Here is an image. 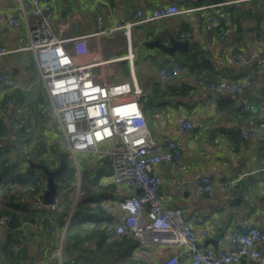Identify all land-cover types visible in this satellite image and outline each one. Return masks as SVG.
<instances>
[{
    "label": "crops",
    "instance_id": "obj_1",
    "mask_svg": "<svg viewBox=\"0 0 264 264\" xmlns=\"http://www.w3.org/2000/svg\"><path fill=\"white\" fill-rule=\"evenodd\" d=\"M49 1L53 7L52 31L54 35L65 38L90 35L123 24L133 18L137 8L161 7L170 3L181 8H193L213 2L223 3L217 8L194 10L135 25L130 28L129 37L123 29L91 35L88 44L91 49L99 50L102 59L120 57L129 52L131 67L126 60H121L98 67L96 72L111 81L130 79L132 75L143 91V112L153 138L159 141L179 138L182 142L177 166L172 167L166 163L157 166L163 178L160 186L163 206L196 213L201 220H195L192 226L198 233L206 229L207 233L201 242L214 250L225 249L231 232L244 230L246 223L258 226L264 233V173L257 170L260 159L264 157V131L249 134L246 138L239 132L264 120V99L260 100L258 94L264 70V20L238 16L237 11L232 14L229 10L234 6L241 9L250 7L254 11L264 10V0ZM216 14L219 17L216 23L206 17ZM12 16L21 19L20 26L9 23ZM36 19L19 8L18 0H0V47L9 50L0 53V73L8 74L20 85L0 96V121L6 128L4 136L0 137V148H7L10 162L17 165L16 171L22 175L29 173L26 159L38 163L43 160L49 169L55 170L60 166L62 158L58 150L59 129L57 127L56 131L53 128L55 122L47 121L40 114V108L47 103V95L39 76L34 51L29 48L26 28V24L31 25ZM225 28H230L231 33L220 38ZM254 29L257 30L256 36L252 34ZM186 32L191 33V38L180 39V34ZM170 39L186 41V50L167 52L157 45L143 44L158 41L168 46ZM69 45L67 42L66 46ZM233 50L250 53L252 59L248 62H232L230 53ZM190 59L198 65L199 74L213 81L235 82L239 89L232 93H217V103L214 105L211 102V91L196 83L197 72H190L180 66V73L174 79L165 80L161 77L160 69H171L179 61ZM6 96L13 98V104L3 107L2 102ZM15 106H20L22 112L14 126L9 118ZM184 120L190 121L195 130L180 135V125ZM24 131L28 133L27 138L21 134ZM213 131L216 135L213 143H209L205 137ZM47 142L49 146L45 152L42 145ZM103 146L109 148L111 144ZM65 160L75 170L76 182L80 180L82 171L88 172L90 176L98 173V183L107 193L103 201L105 209L112 200L133 192L124 185L112 184L111 158L108 153L99 156L80 154L76 158L78 168L72 157H65ZM197 171L214 180L212 195L199 196L193 193L191 179ZM28 201L31 199L28 198ZM61 224L51 222L54 233L50 242H47L45 235L39 236L42 227L38 223H23L21 228L26 232L28 243L24 254L28 255L19 257L21 259L16 264H48L53 247L59 241ZM5 228V222L0 220V247L5 241ZM94 240H88L87 244L84 241L81 245L94 248ZM104 244L103 250L110 251L107 256L102 255V261L96 255L97 251L102 253L97 246L94 248L95 254H91L97 264H130L131 261L135 264V241L133 246L125 243L105 248ZM259 248L264 251V242L259 244ZM175 250L173 247H151L149 257L160 264ZM67 254V251L63 254L64 260ZM29 256L35 259L30 260ZM189 263L190 256L183 253L177 264ZM237 264L245 263L241 260Z\"/></svg>",
    "mask_w": 264,
    "mask_h": 264
},
{
    "label": "built area",
    "instance_id": "obj_2",
    "mask_svg": "<svg viewBox=\"0 0 264 264\" xmlns=\"http://www.w3.org/2000/svg\"><path fill=\"white\" fill-rule=\"evenodd\" d=\"M18 3L23 12L27 11L37 18L33 24H26L29 48L34 51L39 76L47 95V103L40 108V114L47 121L52 120L57 125L60 132L59 152L63 157H72L76 168V158L80 154L99 156L108 153L111 158L112 184L124 185L133 190L132 193L106 205V211L111 218L103 222V227L113 238L130 236L134 239L137 255L135 264H156L149 257L151 247L176 249L160 264H177L183 253L190 256L189 264H237L241 260H244L245 264H264V251L259 248V244L264 242V233L258 226L246 223L244 230H233L227 247L214 250L201 242V238L207 233L206 229L203 228L198 233L192 226L195 220H201L196 213L163 206L160 196L163 178L157 166L164 163L172 167L177 166L182 153V142L179 138H168L165 141L153 138L143 112V91L132 75L130 79L111 81L96 72L98 67L121 60H126L131 67L132 58L129 52L120 57L102 59L99 50L91 49L88 44V37L91 35L123 29L129 37L130 28L135 25L194 10L217 8L223 3L213 2L193 8H181L174 3L147 9L137 8L133 18L123 24L90 35L70 38L54 35L51 28L53 7L49 0H18ZM206 17L215 23L219 20L217 14ZM9 23L20 26L21 19L12 16ZM230 33L231 29L225 28L220 38L227 37ZM252 34L256 36L257 30L254 29ZM190 38V32L180 34V39ZM67 42L70 43L69 46H66ZM7 52L9 50L0 47V53ZM251 59L250 53L239 50L230 53V60L235 63L248 62ZM179 73L180 66L177 64L171 69H160V75L165 80L174 79ZM195 81L211 91V102L214 105L217 103V93H232L239 89L235 82L213 81L206 76L196 75ZM0 85V96L20 86L6 73H0ZM12 104L13 98L4 97L3 107ZM215 109H218L217 106ZM21 112L22 108L15 106L9 118L12 125H17V117ZM194 130L195 126L188 120H184L180 125V135ZM259 131H264V120L248 129L239 130L243 138ZM21 134L24 138L28 137L25 131ZM215 135L214 131L207 133L206 141L213 143ZM108 143L111 146L104 148L103 145ZM48 146L49 142L42 145V149L46 152ZM6 165L9 166V163ZM257 170L264 173V157L260 159ZM34 176L38 177L37 173ZM15 187L14 183L1 185L0 193ZM75 187L77 191L74 199H77L80 193L79 179ZM191 187L195 195L209 196L214 191V180L197 171L192 176ZM26 195L37 208L35 220L42 218V211H56L61 208L56 196L51 204H45L42 194L26 190ZM75 201L64 217L59 228V241L48 258L54 264H63L65 234ZM0 220L6 223L8 217ZM21 229L19 241L23 242L26 232ZM44 229L45 240L50 242L54 230L48 223L44 224Z\"/></svg>",
    "mask_w": 264,
    "mask_h": 264
},
{
    "label": "trees",
    "instance_id": "obj_3",
    "mask_svg": "<svg viewBox=\"0 0 264 264\" xmlns=\"http://www.w3.org/2000/svg\"><path fill=\"white\" fill-rule=\"evenodd\" d=\"M229 10L232 11V14L233 11H237L238 16L254 17L258 21L264 20L263 9L254 11L250 7L241 9L240 7L234 6L229 8ZM177 65L186 67L190 72H197L198 76H204L199 74L198 65L193 59L181 60ZM258 94L260 100L264 99V70L259 84ZM5 132L6 128L0 121V137H3ZM9 159L10 156L7 148L3 147V150L0 148V185L6 186L9 183L16 184L15 189H5L0 193V219L8 217V221L5 223V241L0 247V264H16L21 259L19 257L23 258V256L26 257L28 255L24 254L27 251V236H25L23 242L19 241V236L22 232L20 227L23 223H38L42 227L39 231V236H44V224H51L52 221L62 223L76 195V187L73 184L76 183L75 170L66 162L63 171L54 177V181L58 184L55 196L61 208L56 211H42V218L35 220L34 217L36 216L37 208L31 202L32 200L28 201L29 197L26 195V190H31L41 195L46 188L45 175L39 169L29 166L27 168L29 171L28 174H19L16 171L17 165L11 163ZM40 161L47 166L45 161ZM6 163H9V166ZM36 172L38 173V177L34 176ZM98 177V173L94 176H90L86 171H82L81 173L79 180L80 193L75 201L68 229L65 234L63 254L65 255L66 251L68 254L65 256L66 259L63 261V264H80V262L84 264H97L93 257H91L93 256L91 254H95L96 251H94V248L97 246L98 250H102V253L97 251L96 255L102 261L103 254L107 256L110 251V249L103 250L102 248L106 242L108 243L106 245L104 244L105 248H112L113 245L120 246L125 243H130L132 246L134 244L130 236L113 238L106 233L103 222L110 219L111 215L103 206V201L107 193L105 192V188L98 183ZM92 238L95 239L92 243L94 248L81 245L84 241L87 244V241ZM29 258L30 260L35 259L32 256H29ZM48 264L54 263L49 260ZM130 264H133L132 261Z\"/></svg>",
    "mask_w": 264,
    "mask_h": 264
},
{
    "label": "water",
    "instance_id": "obj_4",
    "mask_svg": "<svg viewBox=\"0 0 264 264\" xmlns=\"http://www.w3.org/2000/svg\"><path fill=\"white\" fill-rule=\"evenodd\" d=\"M64 14L65 11H62ZM144 45H157L160 49L170 52L172 50H181L185 51L187 48V42L186 41H178L175 39H170V45L165 46L160 44L158 41H151V42H143ZM53 128L57 131V125L54 123ZM26 162L29 167L39 169L46 178V188L42 193V199L45 204H51L54 200V197L56 195V191L58 189V184L54 181V177L60 174L66 164L65 157L62 156L61 161H60V166L58 169L52 170L49 169L45 164L43 163H38L31 161L30 159H26Z\"/></svg>",
    "mask_w": 264,
    "mask_h": 264
},
{
    "label": "rangeland",
    "instance_id": "obj_5",
    "mask_svg": "<svg viewBox=\"0 0 264 264\" xmlns=\"http://www.w3.org/2000/svg\"><path fill=\"white\" fill-rule=\"evenodd\" d=\"M67 161V164L69 165V161L68 160H66ZM76 178V177H75ZM76 182V181H75ZM74 184V186H75V183H73ZM74 200H76V199H74Z\"/></svg>",
    "mask_w": 264,
    "mask_h": 264
}]
</instances>
